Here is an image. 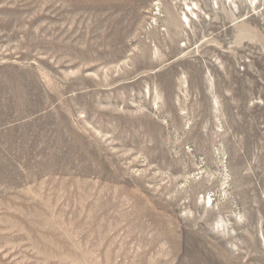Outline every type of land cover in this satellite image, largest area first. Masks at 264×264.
<instances>
[{
	"label": "rangeland",
	"instance_id": "1",
	"mask_svg": "<svg viewBox=\"0 0 264 264\" xmlns=\"http://www.w3.org/2000/svg\"><path fill=\"white\" fill-rule=\"evenodd\" d=\"M0 264H264V0H0Z\"/></svg>",
	"mask_w": 264,
	"mask_h": 264
}]
</instances>
